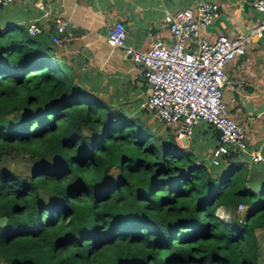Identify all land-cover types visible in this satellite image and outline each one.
Masks as SVG:
<instances>
[{
	"label": "trees",
	"instance_id": "trees-1",
	"mask_svg": "<svg viewBox=\"0 0 264 264\" xmlns=\"http://www.w3.org/2000/svg\"><path fill=\"white\" fill-rule=\"evenodd\" d=\"M40 34L0 27V264H264V177L245 156L209 167L172 147ZM18 153L26 176L5 163Z\"/></svg>",
	"mask_w": 264,
	"mask_h": 264
},
{
	"label": "crops",
	"instance_id": "crops-1",
	"mask_svg": "<svg viewBox=\"0 0 264 264\" xmlns=\"http://www.w3.org/2000/svg\"><path fill=\"white\" fill-rule=\"evenodd\" d=\"M198 0H13L3 5V28L34 22L42 28L40 36L50 49L49 53L69 68L74 80L82 88L96 94L109 104L113 98H137L143 109L148 85L139 76L137 67L120 48L105 41L106 27L121 21L125 27V43L135 49L148 47L155 39L171 41L163 24L164 11L174 12L193 5ZM217 4L219 14L214 22L201 29V35L213 40L218 34L232 36L247 29L263 18L252 6L253 0H207ZM66 22V40L52 43L53 17ZM226 78L239 77L245 84L235 92L223 90L224 99L234 96L229 115L244 127L248 154L244 161L257 180L264 177V35L246 47L243 55L231 60L224 69ZM145 97L143 101L141 99ZM145 110V109H144ZM146 111V110H145ZM217 142L215 132L206 124L193 129L186 146L197 155V160L208 165V157ZM185 143V142H184ZM250 153L260 159L252 162ZM251 163H254L252 165ZM252 165V166H251ZM215 173L216 169H209Z\"/></svg>",
	"mask_w": 264,
	"mask_h": 264
},
{
	"label": "built area",
	"instance_id": "built-area-1",
	"mask_svg": "<svg viewBox=\"0 0 264 264\" xmlns=\"http://www.w3.org/2000/svg\"><path fill=\"white\" fill-rule=\"evenodd\" d=\"M13 0H0V7ZM252 6L263 18L250 26L246 32L232 36L218 34L213 40L201 35V29L210 26L219 14L216 3L198 0L193 5L174 12L164 11L163 24L169 32V43L155 39L145 49L138 50L125 43V27L114 21L106 27L105 41L120 48L137 67L139 76L148 85L143 103L154 121L169 130L175 142L187 141L194 127L206 124L216 132L217 142L211 148L208 165L217 166L228 154H248L244 127L228 113L235 104V97H223V90L235 92L245 84L244 78L235 81L226 78L227 63L243 55L248 44L264 35V0H253ZM54 33L49 35L52 43L67 39L66 22L53 17ZM29 35L42 33L34 22L24 26ZM182 147V146H181ZM249 159H260L250 153ZM245 206L237 205V209Z\"/></svg>",
	"mask_w": 264,
	"mask_h": 264
},
{
	"label": "rangeland",
	"instance_id": "rangeland-1",
	"mask_svg": "<svg viewBox=\"0 0 264 264\" xmlns=\"http://www.w3.org/2000/svg\"><path fill=\"white\" fill-rule=\"evenodd\" d=\"M2 18H3V9L0 10V20H2ZM0 27L1 28L3 27L2 21H0ZM144 99H145V97H143L141 99V101H143ZM136 100H137L136 97H134V99H128V98L124 97V99H121V100L117 99V97H115V98H113L112 102H114V103L118 102V104L116 106H119L122 110L126 111L127 114L138 116L140 121H142V124L149 127L154 134L163 136L165 134L164 128L154 121L151 113H149L148 111H145L140 105L137 106ZM187 144H188V140L187 141H181L180 146L188 147L189 145L186 146ZM5 163L8 165L10 170H12L15 174H17L19 176H26L30 170V165H31V162L28 160L26 155L23 153H18V154H14V155L10 156L6 160ZM242 209L243 208L237 209V213L241 214ZM216 214H217V216H219L220 218L225 220L228 218L227 216L229 215V212L224 211V209L221 207H218L216 210Z\"/></svg>",
	"mask_w": 264,
	"mask_h": 264
},
{
	"label": "water",
	"instance_id": "water-1",
	"mask_svg": "<svg viewBox=\"0 0 264 264\" xmlns=\"http://www.w3.org/2000/svg\"><path fill=\"white\" fill-rule=\"evenodd\" d=\"M167 142L172 146V147H174V146H176V142H175V139H174V137H173V135H169L168 137H167ZM3 218H0V224L3 222Z\"/></svg>",
	"mask_w": 264,
	"mask_h": 264
},
{
	"label": "clouds",
	"instance_id": "clouds-1",
	"mask_svg": "<svg viewBox=\"0 0 264 264\" xmlns=\"http://www.w3.org/2000/svg\"><path fill=\"white\" fill-rule=\"evenodd\" d=\"M177 145V144H176Z\"/></svg>",
	"mask_w": 264,
	"mask_h": 264
}]
</instances>
